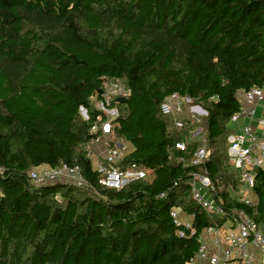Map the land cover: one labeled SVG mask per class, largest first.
<instances>
[{
    "label": "trees",
    "instance_id": "16d2710c",
    "mask_svg": "<svg viewBox=\"0 0 264 264\" xmlns=\"http://www.w3.org/2000/svg\"><path fill=\"white\" fill-rule=\"evenodd\" d=\"M107 81L127 91L125 104L112 102L122 112L110 130L131 146L116 166L151 176L120 190L100 184L86 149L103 135L91 100L103 101ZM254 87L264 88V0H0V264H186L202 231L235 210L262 225L264 169L245 206L230 192L240 185L227 152L239 94ZM172 94L206 116L163 115ZM198 147L207 156L197 165ZM61 166L86 188L31 183L32 171ZM193 174L214 187L223 216L193 201Z\"/></svg>",
    "mask_w": 264,
    "mask_h": 264
},
{
    "label": "built area",
    "instance_id": "2783aa9c",
    "mask_svg": "<svg viewBox=\"0 0 264 264\" xmlns=\"http://www.w3.org/2000/svg\"><path fill=\"white\" fill-rule=\"evenodd\" d=\"M108 96L107 92L104 91L103 101L100 102V108L97 110L106 112L105 105L108 106V102L105 99ZM126 96L127 91L123 96L122 93L114 95L115 99L126 98ZM238 99L240 108L231 116L230 123H236L244 118L255 120L256 125L255 127L249 124L244 125L240 132L227 137L229 162L237 172V180L240 185L237 191L231 190L230 192L238 198L240 203L251 206L256 200L254 170L264 169V136L260 137L256 131L257 128L264 130V117H256L257 104L264 103V88H251L239 94ZM81 111L83 112L82 117L87 119L86 111L80 108V113ZM160 112L165 116L174 113H186L194 124H198L207 114L199 105L194 104L187 97H180L177 94L170 95L160 104ZM176 125L181 126L179 123ZM105 127L108 130L107 124ZM96 130V126L91 129V131ZM190 137L192 139L200 138L201 129L196 126L191 131ZM98 142L99 138H96L87 144V155L90 158L93 156ZM174 146L180 151L185 150V143L183 142H178ZM126 154L127 144L123 143H116L113 148L105 149L103 159L109 167H104V170L103 168H96L101 173L99 182L102 186L120 190L128 183L144 178V170H139L134 166L124 170L116 166V163L120 162ZM206 156L205 148L198 147L193 153L192 163L201 164ZM91 159L93 160V157ZM42 168L41 171L30 174V181L35 186L62 182L78 188H86V182L76 167ZM190 186L191 197L202 210L216 216L224 215L223 208L215 203L212 198L214 187L209 184L207 178L193 174ZM170 216L176 227H182L184 230H190L191 234L194 233L191 229L190 218H186L180 209H172ZM223 225L209 226L202 231L198 250L186 264H264L262 225H259L242 209L235 210ZM183 229L178 230L177 235L179 237L184 236Z\"/></svg>",
    "mask_w": 264,
    "mask_h": 264
},
{
    "label": "rangeland",
    "instance_id": "374dc122",
    "mask_svg": "<svg viewBox=\"0 0 264 264\" xmlns=\"http://www.w3.org/2000/svg\"><path fill=\"white\" fill-rule=\"evenodd\" d=\"M104 91H106L107 94L109 95L105 99L108 102V106L105 105V111L106 112H104V113H108V114H105V121L100 123L103 135L101 138H99V142L95 146L94 154L92 156L93 157L92 164L94 165V167L99 168V169L103 168V170H104V167H106V163L104 161H102L101 159L104 158L103 153H104L105 149L106 150L110 149V148H108L109 141L110 142L113 141L114 143L119 141V139L114 134H112V131L110 130L112 121L115 118H117V116L119 115V112H122L121 108L115 107V105L113 106V104H112V102L114 100H116L115 99L116 97H114V95H117L118 93H122V96H123L126 93L125 86L121 82H118V81L117 82L107 81L104 85ZM91 101H92V106L95 107V109L100 108L99 107V104H100L99 101H97L95 98L92 99ZM82 114H83V112L81 111V115ZM262 117H264V115ZM106 124L109 126L108 130H106V127H105ZM174 128H176V127H174ZM185 139H186L185 136L183 138H181V140H183V141H185ZM117 143H121V142H117ZM129 150H131L130 145L127 147V152ZM100 156H102L103 158ZM42 169L43 168H39L36 171H32L31 174L37 173V172L41 171ZM145 175H146V177L144 176V178H146L148 180L151 179V176H149V174L147 175L146 172H145Z\"/></svg>",
    "mask_w": 264,
    "mask_h": 264
},
{
    "label": "crops",
    "instance_id": "0c3cea01",
    "mask_svg": "<svg viewBox=\"0 0 264 264\" xmlns=\"http://www.w3.org/2000/svg\"><path fill=\"white\" fill-rule=\"evenodd\" d=\"M263 105H264L263 102L257 104V106H256V112H257L256 117H262L264 115V109H263L264 106ZM247 124H249V125H251L253 127H255V125H256L255 124V120H249V119H244V118L240 119L236 123H230V127L232 129V134H236V133L240 132L242 126L247 125ZM256 131H257V133L259 134L260 137L264 136V130H260V129L257 128ZM128 146L129 145H127V147ZM100 157H102V156H100ZM94 168H96V167H94ZM225 225H223V226H225Z\"/></svg>",
    "mask_w": 264,
    "mask_h": 264
},
{
    "label": "water",
    "instance_id": "95a60500",
    "mask_svg": "<svg viewBox=\"0 0 264 264\" xmlns=\"http://www.w3.org/2000/svg\"><path fill=\"white\" fill-rule=\"evenodd\" d=\"M117 103H121V104H125L127 102L126 98H117L115 100ZM262 227H263V232H264V218H263V223H262Z\"/></svg>",
    "mask_w": 264,
    "mask_h": 264
}]
</instances>
